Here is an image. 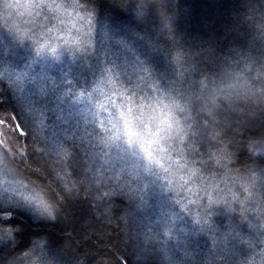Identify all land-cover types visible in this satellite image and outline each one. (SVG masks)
I'll return each instance as SVG.
<instances>
[{
  "label": "trees",
  "instance_id": "16d2710c",
  "mask_svg": "<svg viewBox=\"0 0 264 264\" xmlns=\"http://www.w3.org/2000/svg\"><path fill=\"white\" fill-rule=\"evenodd\" d=\"M76 1L88 14L95 12L103 27H115L119 38L89 55L92 76L106 71L108 78L111 74L131 82L134 94H144L137 96L151 107L148 119L166 122L174 149L191 156L200 183L214 188L212 198L237 209L231 210L229 225L235 224L245 240L243 264H264V193L249 196L237 190L235 177L230 181L222 174L220 161L226 158L209 139L210 132L222 129L237 163L250 167L254 159L264 167V154L257 149L253 157L246 147L250 138H264V102L248 99L245 87L254 68L264 66V0ZM8 86L12 89L0 84V151L22 182L37 192L47 190L59 204L57 221L44 229L34 227L32 231L43 235L30 237L25 247L10 245L16 247L12 254L41 239L40 249L25 252L22 262L46 252L56 264H165L158 253L141 252L133 233L135 185L111 162H98L95 143L68 138L51 110L45 116L53 121L51 127H45L40 115L35 124L16 89ZM220 96L227 103L206 126L201 112L212 114ZM194 100L201 102V112L195 111ZM33 108L44 113L43 105ZM240 204H254L255 214L242 217ZM215 218L219 223L227 220ZM200 264L223 262L205 259Z\"/></svg>",
  "mask_w": 264,
  "mask_h": 264
},
{
  "label": "rangeland",
  "instance_id": "374dc122",
  "mask_svg": "<svg viewBox=\"0 0 264 264\" xmlns=\"http://www.w3.org/2000/svg\"><path fill=\"white\" fill-rule=\"evenodd\" d=\"M45 2L49 7L42 10L43 18H32L40 25L33 31L35 24H30L27 15L31 9L18 6L28 0H0V18L24 15L14 21L19 31L0 24V84L3 81L9 89L8 85L16 89L35 124L37 117H42L45 127L48 123L51 127L53 121L45 117L51 110L55 120L63 123L68 138L95 143L98 162H111L119 175L135 185V191L131 192L135 202L132 213H136L132 219L133 233L144 248L141 252L154 251L164 263L188 258L186 264H200L205 259L243 264L245 240L235 224L229 225L233 222L231 210L223 203L206 206L205 197L214 188L197 180L189 154L175 150L172 139L162 144L163 151L155 156L163 165L160 167L150 162L138 145L127 144L123 136L111 139L107 123L101 128L102 122L118 120L119 106L127 107V100L143 117L148 118L151 109L145 99L137 96L144 94L138 90L133 93L131 82L111 74L108 78L106 71H97L92 76L89 55L100 52L103 49L100 46L115 44L119 40L117 29L103 27L96 13L88 14L76 0ZM76 12L84 18L83 22ZM128 74L131 77L130 71ZM141 86L148 88L143 82ZM39 105L44 106V113L33 108ZM9 187L36 191L15 175L0 151V205L29 209L39 216L33 205ZM215 216L227 220L219 223ZM48 255L35 253L22 264H56Z\"/></svg>",
  "mask_w": 264,
  "mask_h": 264
},
{
  "label": "snow or ice",
  "instance_id": "6c2138e0",
  "mask_svg": "<svg viewBox=\"0 0 264 264\" xmlns=\"http://www.w3.org/2000/svg\"><path fill=\"white\" fill-rule=\"evenodd\" d=\"M18 6L31 9L30 14L27 15L30 24H35L33 31L38 29L40 25L35 23L32 18L35 17L36 20L42 19V10L49 7L45 0H28V3H22ZM68 15H71V13H68ZM23 16L24 15L0 18V24L19 31L14 21L16 19L22 18ZM76 16L81 20V22L84 21V18L80 13L76 12ZM126 103L127 107H125L124 104L119 106L118 120L110 119L102 122L101 128L103 129L105 123H107L111 128V139L115 140L123 136L127 144L138 145L145 156L148 157L150 162L163 167V165L160 164V161L157 160L155 156L156 154H159L161 151H163L161 147L162 144H167L174 138L173 136L169 135L168 129L165 127L166 122L163 119L153 120L145 118L140 115L138 108H134L132 106L131 100H127ZM109 104H111V100L109 101ZM101 107L103 108L104 106L101 105ZM115 111L116 110L114 109V112ZM257 149L260 150L259 154H264V141L254 146L253 152H256ZM261 183H264V177H261ZM8 189L14 193H17L20 198L33 205L36 209V212L39 213V216L29 209L16 208L11 205H0V260L5 258V254L11 255L13 252H15L16 247H25V245L29 243L30 237H41L43 233L41 231H32L34 227L44 229L49 226V223L45 222V220L41 218L40 209L37 206V201L43 203L44 193L36 192L31 189L29 194L25 195V193L20 189H13L10 187ZM205 198L207 199L206 206L223 203L226 204L230 210H236V208L227 201L213 199L211 195H207ZM248 203H251V201L249 200ZM45 207H47V205H45ZM249 212L255 214L256 207L254 204L251 207L243 205L240 213L243 217ZM18 217L22 219H18ZM16 238H19V244L16 243ZM42 242L43 241L41 239L33 240L32 246L27 248L26 251L21 252L22 254L15 258L17 264H22L23 255L25 252L29 250L40 249ZM12 244H15L16 247H10ZM99 264H103V261L101 260Z\"/></svg>",
  "mask_w": 264,
  "mask_h": 264
},
{
  "label": "clouds",
  "instance_id": "9594fccd",
  "mask_svg": "<svg viewBox=\"0 0 264 264\" xmlns=\"http://www.w3.org/2000/svg\"><path fill=\"white\" fill-rule=\"evenodd\" d=\"M255 75H251L247 78L245 83V87L247 88V98L251 99L255 102H264V66H258L254 68ZM227 101L224 97L220 96L216 98L217 107L212 114L204 111L201 112L200 104L201 102L198 100H194V109L197 112L203 113L207 120L205 121L206 126H210L211 122H214L219 117L218 113L224 107ZM181 125L185 123L183 121L182 116L180 118ZM223 130L213 131L209 133V139L214 142L217 146V153L223 154V157L226 159H222L220 162L222 164V174L227 177L230 181L235 177V186L237 190L243 193H247L249 196L253 195L255 192L259 191L264 193V183H261V177H264V167L258 166L257 162L253 160H249L250 167H243L240 163H237L238 158L232 154L229 145L222 139ZM177 139L179 138L176 137ZM264 141V138L261 137H252L248 141L247 151L255 157L257 153L253 152V147L256 146L259 142ZM236 168H240V172L237 173L235 171ZM240 181H244L243 184ZM30 188H25L22 191L25 193L30 192ZM43 203L37 201V206L40 209L41 218L45 220V222L55 223L58 219L59 212V204L56 199L52 198L49 195L47 190L43 191ZM47 205V207H45ZM240 212L243 204L239 205ZM237 210V209H236ZM22 253H15L11 255L5 254V258L0 260V264H17L16 257L21 255Z\"/></svg>",
  "mask_w": 264,
  "mask_h": 264
},
{
  "label": "bare ground",
  "instance_id": "6f19581e",
  "mask_svg": "<svg viewBox=\"0 0 264 264\" xmlns=\"http://www.w3.org/2000/svg\"><path fill=\"white\" fill-rule=\"evenodd\" d=\"M2 83L1 84H3V86H5V82H3V81H1ZM11 88V87H10ZM12 89V88H11ZM14 97V96H13ZM195 171V170H194ZM196 172V171H195ZM197 180H198V178H197ZM200 182V181H199ZM206 187V186H205ZM207 187H211L210 185L209 186H207ZM206 228H205V232H206ZM210 233H212V231H210ZM199 237V236H198ZM206 244V243H205ZM186 259H188V258H186ZM186 259H180L179 258V262H181V261H185V262H187L188 260H186ZM179 262H168V263H165V264H179Z\"/></svg>",
  "mask_w": 264,
  "mask_h": 264
}]
</instances>
